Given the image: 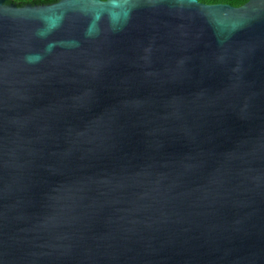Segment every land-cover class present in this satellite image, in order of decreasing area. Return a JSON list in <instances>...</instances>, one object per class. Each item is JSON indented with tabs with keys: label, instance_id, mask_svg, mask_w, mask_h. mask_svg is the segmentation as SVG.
<instances>
[{
	"label": "water",
	"instance_id": "1",
	"mask_svg": "<svg viewBox=\"0 0 264 264\" xmlns=\"http://www.w3.org/2000/svg\"><path fill=\"white\" fill-rule=\"evenodd\" d=\"M0 264H264V0H0Z\"/></svg>",
	"mask_w": 264,
	"mask_h": 264
},
{
	"label": "trees",
	"instance_id": "2",
	"mask_svg": "<svg viewBox=\"0 0 264 264\" xmlns=\"http://www.w3.org/2000/svg\"><path fill=\"white\" fill-rule=\"evenodd\" d=\"M59 0H8L9 3L16 4L17 6H23L26 4H37V5H43V4H52L55 2H58ZM199 3L202 4H227L233 7H239L243 4H245L248 0H197Z\"/></svg>",
	"mask_w": 264,
	"mask_h": 264
}]
</instances>
